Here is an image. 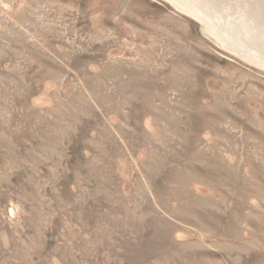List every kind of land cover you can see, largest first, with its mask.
<instances>
[{
    "label": "rangeland",
    "instance_id": "374dc122",
    "mask_svg": "<svg viewBox=\"0 0 264 264\" xmlns=\"http://www.w3.org/2000/svg\"><path fill=\"white\" fill-rule=\"evenodd\" d=\"M0 264H264V0H0Z\"/></svg>",
    "mask_w": 264,
    "mask_h": 264
},
{
    "label": "bare ground",
    "instance_id": "6f19581e",
    "mask_svg": "<svg viewBox=\"0 0 264 264\" xmlns=\"http://www.w3.org/2000/svg\"><path fill=\"white\" fill-rule=\"evenodd\" d=\"M231 12V11H230ZM228 14V13H227ZM229 17V16H228ZM227 18V17H226Z\"/></svg>",
    "mask_w": 264,
    "mask_h": 264
}]
</instances>
